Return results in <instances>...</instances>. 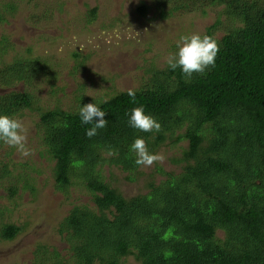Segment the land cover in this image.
<instances>
[{
  "label": "trees",
  "instance_id": "trees-1",
  "mask_svg": "<svg viewBox=\"0 0 264 264\" xmlns=\"http://www.w3.org/2000/svg\"><path fill=\"white\" fill-rule=\"evenodd\" d=\"M173 3L172 11L184 13L219 7L229 20L222 37L214 36L220 18L204 34L218 43L215 67L190 81L179 68L151 70L149 84L134 91L135 104L128 92L96 103L108 123L92 138L86 131L93 125L81 123L79 110L40 114L42 155L53 162L55 189L65 195L72 186L82 187L89 202L74 204L58 225L65 254L39 245L32 264H122L129 256L139 264H264V0ZM7 41L0 38V57ZM36 63L22 57L0 64V86L26 82L39 69ZM139 106L162 126L160 132L128 124ZM31 108L27 92L0 94V115L16 118ZM137 138L152 154L166 141L187 146L172 159L179 172L158 168L161 180H149L145 193L125 198L103 169L116 168L135 181L141 167L130 149ZM109 148L117 154L108 156ZM9 175L7 165H0V187L10 197L18 193L17 183L35 192L27 179L14 183L5 180ZM20 231L4 224L0 239L11 241Z\"/></svg>",
  "mask_w": 264,
  "mask_h": 264
},
{
  "label": "rangeland",
  "instance_id": "rangeland-1",
  "mask_svg": "<svg viewBox=\"0 0 264 264\" xmlns=\"http://www.w3.org/2000/svg\"><path fill=\"white\" fill-rule=\"evenodd\" d=\"M6 4L11 7L4 13ZM175 4L173 0H0L5 20L0 22V38L8 36L10 43L1 54V66L23 57L37 61L39 67L26 82L0 86V94L16 90L32 98L31 110L16 117L29 128L27 147L32 154L21 157L1 142L0 165L6 164L10 172L5 180L27 179L35 190L32 193L17 183L18 193L10 197L0 187V227L11 224L21 229L11 241L0 239V264H32L39 245L65 250L58 225L74 204L89 202L82 187L72 186L65 195L55 189L53 162L42 155L40 114L53 109L74 112L120 92L143 89L151 80V70L167 66V56L178 50L181 35L203 36L217 18L221 25L214 32L216 38L230 26L219 15V7L184 13L172 11ZM142 6L146 7L144 14L139 12ZM93 8L94 15L90 13ZM186 146V141H166L155 153L162 154L164 162L141 167V175L133 182L116 168L104 167L103 173L125 198L143 194L149 180L163 178L158 168L180 171L172 159L180 157ZM122 264L139 263L129 256Z\"/></svg>",
  "mask_w": 264,
  "mask_h": 264
},
{
  "label": "clouds",
  "instance_id": "clouds-1",
  "mask_svg": "<svg viewBox=\"0 0 264 264\" xmlns=\"http://www.w3.org/2000/svg\"><path fill=\"white\" fill-rule=\"evenodd\" d=\"M135 35L139 36L140 33L137 32ZM177 49L175 53L168 54L166 63L171 70L179 68L185 79L190 81L194 73L204 75L207 69L215 67L219 46L211 36L192 34L181 35L177 40ZM128 95L131 97V102L135 104L137 102L135 92L129 89ZM79 115L82 124L93 125L86 131L88 138L96 136L98 129L107 126L106 113L96 104L89 103L80 107ZM128 124L139 132H160L162 130V126L155 118L145 114L143 106L131 110ZM28 133L29 128L23 120L0 115V142L15 148L17 154L21 157H28L32 154L31 149L27 147ZM130 150L136 155L135 164L142 168L151 167L157 162L163 163L165 160L162 154L150 153L146 142L142 138L135 139ZM116 154L111 148L107 151L108 156Z\"/></svg>",
  "mask_w": 264,
  "mask_h": 264
}]
</instances>
